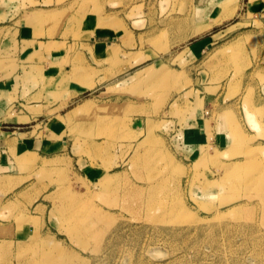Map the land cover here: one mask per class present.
<instances>
[{
    "label": "rangeland",
    "instance_id": "374dc122",
    "mask_svg": "<svg viewBox=\"0 0 264 264\" xmlns=\"http://www.w3.org/2000/svg\"><path fill=\"white\" fill-rule=\"evenodd\" d=\"M0 29V264H264V0H0Z\"/></svg>",
    "mask_w": 264,
    "mask_h": 264
},
{
    "label": "crops",
    "instance_id": "0c3cea01",
    "mask_svg": "<svg viewBox=\"0 0 264 264\" xmlns=\"http://www.w3.org/2000/svg\"><path fill=\"white\" fill-rule=\"evenodd\" d=\"M14 31H15V30H14ZM23 31H24V30H23ZM0 32H3V30L0 29ZM101 33L104 34V31H102ZM105 33L109 34V31H106ZM14 35H15V34H14ZM23 36H24L23 39L26 40V36H25V35H23ZM91 38H92L93 40H96L97 36H95V35H91ZM116 41H118V38L115 37V36H113V37L111 38V40L107 39L106 42H107V45H108V46H113V45L115 44ZM27 42H29V41H27ZM29 50H30V49H29ZM36 51H37V49H36ZM24 52H27V51H24ZM37 52H39V51H37ZM34 53H35V50H32V52H30V53H29V52H27V53H23V55H24V57H27V58H28V55L31 56V55H33ZM36 54H37V53H36ZM35 68L39 69L38 67H35ZM4 84H5V82L1 84L2 88H4V86H3ZM27 85H28V86H32V91H33V92L39 90V88L36 86L37 83L34 82L33 80H32V82L29 81V83H27ZM24 89H28V88H24ZM28 90H29V89H28ZM35 105H36V104H35ZM200 130H201V132L203 133V135L205 134V135L209 136V134H208V129H207V127H206L205 125H203V127L200 128Z\"/></svg>",
    "mask_w": 264,
    "mask_h": 264
},
{
    "label": "bare ground",
    "instance_id": "6f19581e",
    "mask_svg": "<svg viewBox=\"0 0 264 264\" xmlns=\"http://www.w3.org/2000/svg\"><path fill=\"white\" fill-rule=\"evenodd\" d=\"M136 193V192H135ZM140 193V192H139ZM137 194V193H136Z\"/></svg>",
    "mask_w": 264,
    "mask_h": 264
}]
</instances>
